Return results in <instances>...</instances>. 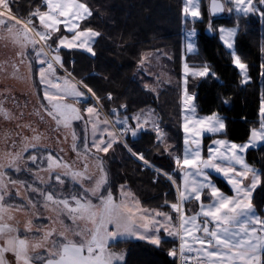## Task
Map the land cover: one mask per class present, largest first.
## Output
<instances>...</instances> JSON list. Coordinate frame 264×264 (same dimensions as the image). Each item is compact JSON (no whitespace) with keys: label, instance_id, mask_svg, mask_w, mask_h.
<instances>
[{"label":"snow or ice","instance_id":"snow-or-ice-1","mask_svg":"<svg viewBox=\"0 0 264 264\" xmlns=\"http://www.w3.org/2000/svg\"><path fill=\"white\" fill-rule=\"evenodd\" d=\"M14 2L0 0V40L15 49L13 74L18 72L17 64L26 67L37 89L41 119L46 114L57 129L71 130V150L77 160L69 163L41 148L42 137L31 125L34 134L21 138L19 150L13 142L11 150L0 152V264H13L7 254L14 257V264H127L126 251H114L112 246L133 239L158 249L171 243L167 255L178 256L180 264H264V209L253 203L257 188L264 187V166L257 168L247 159L250 151L264 150V92L259 99L258 126L249 129L247 139L237 143L219 138L227 136V118L219 111L199 115L190 80L219 82L220 77L207 62H188L187 54L198 55V47L193 39L195 27H186L179 95L180 149L167 142L151 110L128 116L127 104H120L105 113L104 107L115 102L113 93L101 97L84 77L76 78L74 67L66 68L63 50L96 56L94 45L102 33L86 26L93 16L86 0H42L26 18L13 11ZM224 13L235 17V26L214 25L212 18ZM181 15L186 25L189 18L193 24L202 22L201 0H183ZM252 15L264 22V0H210L208 5L207 31L218 34L238 70L241 86L252 78L249 65L237 53L235 38L241 18ZM260 51L264 56V45ZM150 55H142L140 65ZM260 76L264 78V60ZM220 99L222 105L230 104V98L222 94ZM0 112L8 118L2 107ZM76 121L84 124L82 146L73 128ZM141 132L154 133L157 146L162 144L163 153L175 164L172 173L155 169L175 189L174 202L166 193L163 205L144 207L125 184L119 186L118 195L111 185L105 157L99 154L106 156L118 144L130 158L142 162V167H154L127 139ZM205 134L211 142L202 154ZM29 150L32 154L25 158ZM10 171L34 179H14ZM40 172L47 173V180ZM213 172L226 181L231 194L218 186ZM69 181L71 188L65 191ZM13 189L14 196L21 198L19 203L9 202L14 199ZM41 207L50 215L41 217ZM165 207L170 211L162 210ZM37 217L49 223L37 226Z\"/></svg>","mask_w":264,"mask_h":264},{"label":"trees","instance_id":"trees-1","mask_svg":"<svg viewBox=\"0 0 264 264\" xmlns=\"http://www.w3.org/2000/svg\"><path fill=\"white\" fill-rule=\"evenodd\" d=\"M93 10V16L86 26H91L102 33L94 45L96 56L74 50H63L61 55L66 60V68L72 70L77 79L84 77L86 82L101 97L112 92L113 104H107L104 112L112 107L127 104V115L151 108L158 118L160 127L167 134L169 144L182 149L183 132L180 114L179 91L176 87H166L157 95L149 93L136 79L140 57L145 53L171 51L176 71L181 55L182 38V0H86ZM42 4V0H15L13 11L26 18L30 11ZM204 19L196 22L198 29V55L187 58L190 64L207 62L213 66L220 81L190 80V91L197 94L196 106L199 115H207L219 111L227 118V138L237 143L247 139L249 129L258 123L260 64L264 60L261 46L264 45V22L255 17L241 18L236 38L237 53L249 65L251 82L247 86L239 84V76L231 64L230 56L225 54L217 33L209 36L205 31L207 24L206 7L203 6ZM192 22H187V27ZM231 26L236 24L234 16L217 20L216 24ZM11 59H0V63ZM74 62V63H73ZM18 72L7 86L0 82V92L4 101H0L7 111L8 118L0 115V152L11 150L15 142L18 150L22 137H31L35 128L41 135L40 144L51 148L60 141L54 128L41 126L36 120L40 115L39 105L28 82L24 68L17 64ZM9 68L2 65L0 79H6ZM223 85V86H221ZM230 98V104L222 105L220 95ZM1 96V98H2ZM42 96V94H41ZM2 98V100H3ZM89 103L91 101L89 100ZM87 104H82L86 106ZM31 125V128L28 127ZM203 141L204 154L211 138ZM130 144L141 151L145 158L161 172L172 173L175 169L173 160L163 153V145L157 146L154 133L141 132L135 139L127 137ZM9 141L11 144H9ZM62 141V140H61ZM52 143V144H51ZM110 157L105 158V166L109 171V180L115 190L121 184L128 186L139 198L144 207L163 205L165 194L170 202H174L175 190L169 181L156 171L142 167V164L129 157L122 144L114 147ZM249 163L257 168L264 166V150H254L247 154ZM218 186L226 189L221 180ZM253 203L264 207V187L254 193ZM162 210L170 211L165 207ZM168 239V238H166ZM173 245L165 243L156 248L143 241L130 240L112 246L114 251H126L127 264H177L176 258L169 257L167 250Z\"/></svg>","mask_w":264,"mask_h":264},{"label":"rangeland","instance_id":"rangeland-1","mask_svg":"<svg viewBox=\"0 0 264 264\" xmlns=\"http://www.w3.org/2000/svg\"><path fill=\"white\" fill-rule=\"evenodd\" d=\"M210 0H201V8H202V21L204 19V13H203V7L207 8L208 2ZM183 2V0H182ZM255 2V0H254ZM233 16V15H232ZM206 20H207V24H208V14L206 13ZM187 22H192L191 18H189V20ZM200 22V21H198ZM38 25V21L36 22ZM207 24L205 27L206 32L207 31ZM215 26L219 27V26H226V25H222L220 23L216 24ZM235 25H231V26H226V27H232ZM186 24L185 21L182 19V38H181V55L182 52L185 51V30H186ZM195 27V24L191 23L190 27H187V29H191ZM196 32L198 34V29L195 27ZM210 33V32H209ZM213 33L209 34V36H212ZM218 36V34H217ZM237 38V37H236ZM236 38H235V44H236ZM196 41L197 44V36L193 38ZM198 47V44H197ZM145 54H151L149 59H146L144 65H138V72H137V76L136 79L138 80V83L143 86L149 93H152L154 95H157L162 89L166 88V87H176L179 91V94L181 92V55H180V59H179V63H178V71H176V66L174 65V59H173V55L171 53V51H160V52H150V53H145ZM143 54V55H145ZM197 54H187L186 59L189 56H195ZM0 59H11L12 61H15V49L13 48V46L8 43L6 44L5 41L0 40ZM190 63V62H189ZM19 65V64H18ZM21 67L24 68L25 74L27 75V70L25 66L20 65ZM61 75H63V70H61L60 72ZM28 82L30 83L31 87H32V91L33 94L36 97V100L38 102V105L40 103V100L37 98V89L35 87H33L32 85V81L28 78ZM251 82V81H250ZM145 85H147L148 87L146 88ZM264 92V78H259V97L260 94ZM42 94V92H41ZM83 107H87L83 106ZM151 110L154 114V117L158 120L157 116L155 115L154 111L151 108L145 109V111ZM104 111V110H103ZM40 115H37V119L40 123V125L42 126H48V130L52 127L54 128L58 133L57 136L60 137V141H56L55 144L52 145L51 148H47V146H45V144H40L41 148H47L50 149L53 154L59 155L61 157H63V159L69 163H72L73 161L77 160L76 154L74 152H72L71 150V144H72V140H71V130H65L63 128L57 129L55 122L51 120V118L47 117L46 114L43 115V119H41V115H42V110L39 109ZM259 120V119H258ZM42 126V127H43ZM258 126V123L257 125ZM73 128L76 130L78 137H79V142L81 143L82 146V141H83V135H84V124L82 122L76 121L73 122ZM88 134H89V138L91 137V129L89 126V130H88ZM139 136V135H138ZM128 137H131L130 135ZM132 138V137H131ZM9 144L10 141H9ZM52 144V143H51ZM20 148V147H19ZM18 148V150H19ZM114 148L110 150L109 154H107L105 156V154L100 153L99 155L104 156L105 158L110 157V153L113 152ZM2 152V151H1ZM32 154L31 150H29L28 153H25V158H27L28 156H30ZM140 162V161H138ZM142 164V162H140ZM151 164V163H150ZM46 161L43 164V167L46 168ZM77 167L79 166V164L76 165ZM153 171H155L156 167H152L149 168ZM163 173V172H162ZM41 176H43L45 178V180H47V173L46 172H40L39 173ZM9 175L12 176V178L14 179H27L29 180V182H31L34 177L24 174V175H17L14 172H9ZM37 183H39V181H36ZM53 183H54V178H53ZM59 187V186H57ZM71 188V181L68 182V187L65 189V191H68ZM127 188L129 190H131L128 186ZM21 192L23 193V189H20ZM131 192L133 193V191L131 190ZM15 193V189H13V196ZM134 194V193H133ZM19 197H15L12 201H9L10 203H19L20 202ZM40 214L41 217H47L48 215H50V212L45 211L42 207L40 208ZM22 218V215H21ZM36 224L37 226L43 227L45 225H47L49 223V221L47 219H41L40 217L36 218ZM70 223V222H69ZM133 241H139V240H135L133 239ZM177 262V261H176Z\"/></svg>","mask_w":264,"mask_h":264},{"label":"flooded vegetation","instance_id":"flooded-vegetation-1","mask_svg":"<svg viewBox=\"0 0 264 264\" xmlns=\"http://www.w3.org/2000/svg\"><path fill=\"white\" fill-rule=\"evenodd\" d=\"M206 13L208 14V5H207V8H206ZM232 15H230V14H228V13H224V16H223V18H220V19H217V20H222V19H229L230 17H231ZM252 17H255L256 19H258V20H260L259 19V16L258 15H252ZM216 19L215 20H213V22H215V21H217ZM206 31V30H205ZM3 64H5V66L7 67V68H9V74L8 75H6L7 77H6V79H0V82L1 81H3L4 80V82H6V85L8 86L9 84H10V82L13 80L14 81V77L12 76V74H11V72H12V63H11V61L10 60H4L3 62H1L0 63V66H2ZM3 93H1L0 92V101H4V98H3ZM1 96H2V98H3V100H2V98H1ZM0 107H2L3 108V105L0 103ZM2 114V112H0V115Z\"/></svg>","mask_w":264,"mask_h":264},{"label":"crops","instance_id":"crops-1","mask_svg":"<svg viewBox=\"0 0 264 264\" xmlns=\"http://www.w3.org/2000/svg\"><path fill=\"white\" fill-rule=\"evenodd\" d=\"M205 136H208V134H205ZM202 154H204V151H203ZM176 176H177V179H179V174H178V173H176ZM212 176L215 178V181H216V182H217L218 179L222 181V183H223L224 186L226 187L225 190L221 188L223 191L227 192L228 194H231L230 186H228V185L226 184V181H224L222 177L218 176L215 172L212 173ZM174 190H175V189H174ZM194 206H195V207L197 208V210H198V205H194ZM188 207H193V205H189ZM263 209H264V207H263ZM173 215H175V214L173 213ZM177 246H178V241H177ZM7 259H9L10 261H13V264H14V257H13L11 254H7Z\"/></svg>","mask_w":264,"mask_h":264},{"label":"water","instance_id":"water-1","mask_svg":"<svg viewBox=\"0 0 264 264\" xmlns=\"http://www.w3.org/2000/svg\"><path fill=\"white\" fill-rule=\"evenodd\" d=\"M209 3H210V1L208 2V5H209ZM223 16H224V14H219L218 16L213 17L212 19L213 20H215V19L217 20V19L223 18ZM207 34H211V33L208 32Z\"/></svg>","mask_w":264,"mask_h":264},{"label":"built area","instance_id":"built-area-1","mask_svg":"<svg viewBox=\"0 0 264 264\" xmlns=\"http://www.w3.org/2000/svg\"><path fill=\"white\" fill-rule=\"evenodd\" d=\"M176 260H177V264H180L178 256L176 257Z\"/></svg>","mask_w":264,"mask_h":264}]
</instances>
